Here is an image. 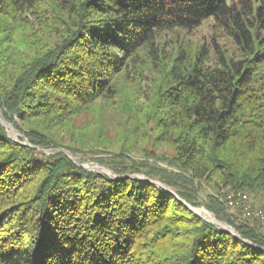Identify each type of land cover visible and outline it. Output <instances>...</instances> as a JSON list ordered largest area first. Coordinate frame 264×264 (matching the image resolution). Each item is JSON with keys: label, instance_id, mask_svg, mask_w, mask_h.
<instances>
[{"label": "trees", "instance_id": "obj_1", "mask_svg": "<svg viewBox=\"0 0 264 264\" xmlns=\"http://www.w3.org/2000/svg\"><path fill=\"white\" fill-rule=\"evenodd\" d=\"M209 20L231 50L185 40ZM98 104L134 118L144 160L64 142ZM0 107L31 145L0 123V264H264L262 226L227 200L264 199V0H0ZM38 148L106 154L179 199Z\"/></svg>", "mask_w": 264, "mask_h": 264}, {"label": "rangeland", "instance_id": "obj_2", "mask_svg": "<svg viewBox=\"0 0 264 264\" xmlns=\"http://www.w3.org/2000/svg\"><path fill=\"white\" fill-rule=\"evenodd\" d=\"M185 40L187 42L189 41L193 43L196 46L202 44L208 45L211 49H214L217 43L223 45L226 47V49L230 48L231 50L233 48L232 42L227 41L223 34L219 33L217 29L213 28V22L211 20L204 22L200 28L196 29V31L185 34ZM146 83L147 81H145L144 84L146 85ZM131 118H128L127 114L123 113V111H115L106 104H98L94 107L93 112L83 114L82 116L75 119L73 130L67 133V135L64 137V142L70 145H75L76 147L84 148L82 150L86 151L94 147L98 150L107 148L114 151L119 150L123 146H127L129 148V146H131L133 143V147H131L133 155L131 158L136 161L144 160L143 150L149 147L148 139H145L143 136L144 132L141 131L139 126L136 127V124L133 120L134 118L132 120ZM133 132L136 138L135 142L132 137ZM9 135L14 140L17 139L16 134L12 131L9 132ZM154 150L158 155L166 154L167 156H170L172 154V148L168 145L159 146L156 149L154 148ZM71 155L75 158L76 162L82 163L85 165V167L91 168L92 172L113 174V171L108 166L101 165L98 162L93 161L96 159L95 157H104V159L110 157L106 154H79L77 157H75L73 154ZM150 162L157 163L163 168L167 167L173 169V167H169L168 164L152 158ZM209 194H214L216 197L219 196L211 186L204 185L199 197L201 198L202 203L207 201V196ZM246 196L249 197L248 201H245L247 199H241L238 200V202L240 203L245 201V203L243 202L244 210L250 212V214L253 215V218L258 221V223L262 226V230L264 231L263 197H257L253 194H247ZM217 221L219 220L217 219Z\"/></svg>", "mask_w": 264, "mask_h": 264}, {"label": "water", "instance_id": "obj_3", "mask_svg": "<svg viewBox=\"0 0 264 264\" xmlns=\"http://www.w3.org/2000/svg\"><path fill=\"white\" fill-rule=\"evenodd\" d=\"M1 108V107H0ZM0 123L8 130V132H10V131H12L13 133H15L16 134V136H17V139H16V141H18V138L20 137V138H22L23 139V144H25V145H27V146H30L31 147V145H30V143H29V141L18 131V130H16L15 128H14V126L12 125V124H9V123H7L6 122V120H5V118H4V115H3V112H2V110L0 109ZM39 149V148H38ZM39 150H42V151H44L45 153H47V154H52V152L53 153H59V152H61V153H64L70 160H72L73 162H75L78 166H80V167H83V168H86V169H88V170H90V171H92L91 170V168H88V167H85V165L84 164H82V163H79V162H76V160H75V158L66 150H63V149H57V150H44V149H39ZM98 174L99 175H102V176H108V177H110V178H112V179H119V178H126V177H131V178H135V179H138V180H140V181H148V182H151V183H153V184H155L156 186H159V187H162V188H164L166 191H168L169 193H171L173 196H175L177 199H179L178 198V196H177V194H176V192L174 191V190H172L170 187H168V186H164V185H162L161 183H159L158 181H151V180H149V179H147V178H145L144 176H138V175H127V176H123V177H121V176H118V175H115L114 173L113 174H106V173H104V172H98ZM180 201H182V202H184L182 199H180ZM185 203V202H184ZM188 206V208L193 212V213H195V214H198L200 217H202L206 222H208L209 224L211 223L213 226H216L217 228H219V229H221L222 231H227V232H230L231 234H233L234 235V237L236 238V239H240V236H239V234L237 233V231L233 228V227H231L230 225H227V224H222V223H220L219 221H217V222H213V221H208L205 217H203L202 216V214L201 213H199L198 211L199 210H204L205 212H207L204 208H192V207H190L189 205H187ZM209 214L211 213V212H208ZM211 214H213V213H211ZM223 225V226H221V225Z\"/></svg>", "mask_w": 264, "mask_h": 264}, {"label": "bare ground", "instance_id": "obj_4", "mask_svg": "<svg viewBox=\"0 0 264 264\" xmlns=\"http://www.w3.org/2000/svg\"><path fill=\"white\" fill-rule=\"evenodd\" d=\"M230 195H233V197H234V199L235 200H243V199H247V200H245V201H248V196H246L245 194L243 195V194H241V193H238L237 195H234L233 193H228V195L227 196H230ZM245 201H243L244 203H245ZM247 209H249V208H247ZM199 213H201L202 214V216L203 217H205L208 221H213V222H217V219H216V217L213 215V214H209L208 212H205L204 210H199L198 211ZM263 219V218H262ZM221 225V224H220ZM221 226H223V225H221Z\"/></svg>", "mask_w": 264, "mask_h": 264}, {"label": "built area", "instance_id": "obj_5", "mask_svg": "<svg viewBox=\"0 0 264 264\" xmlns=\"http://www.w3.org/2000/svg\"><path fill=\"white\" fill-rule=\"evenodd\" d=\"M227 200L229 201V204L231 206H234V205L238 204V199L235 200L233 195L227 196Z\"/></svg>", "mask_w": 264, "mask_h": 264}]
</instances>
